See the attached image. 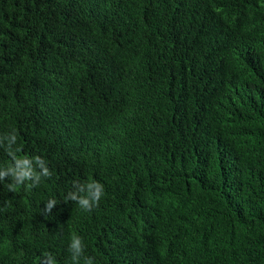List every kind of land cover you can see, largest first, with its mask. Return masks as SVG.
Here are the masks:
<instances>
[{"label": "trees", "instance_id": "trees-1", "mask_svg": "<svg viewBox=\"0 0 264 264\" xmlns=\"http://www.w3.org/2000/svg\"><path fill=\"white\" fill-rule=\"evenodd\" d=\"M5 134L0 264H264V0H0Z\"/></svg>", "mask_w": 264, "mask_h": 264}, {"label": "clouds", "instance_id": "clouds-1", "mask_svg": "<svg viewBox=\"0 0 264 264\" xmlns=\"http://www.w3.org/2000/svg\"><path fill=\"white\" fill-rule=\"evenodd\" d=\"M4 138L8 140L7 150L9 155H14L16 160L15 166L12 164L5 168V170L0 171V180L5 177H11L12 183L8 184V190L10 192H15L17 187L24 185L26 181L31 182L30 187H36L39 185L41 178H51L52 172L45 166V161L39 157L35 156L29 158L27 156L17 157L16 152L21 149L13 148L16 144L17 137L15 134H5ZM0 145H3L0 142ZM40 165L41 170L37 171L32 166V161ZM73 191H70L67 195V199L75 201L83 210L92 211L94 207L99 206V202L104 195V185L99 181L89 180L84 183L77 181L73 182ZM56 206V201L51 199L47 202L44 211L50 213L52 209ZM70 259L72 264H94V258L85 255V243L83 238L73 233L70 238L69 244ZM41 264H57L55 257L51 253H45Z\"/></svg>", "mask_w": 264, "mask_h": 264}]
</instances>
